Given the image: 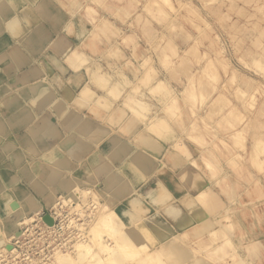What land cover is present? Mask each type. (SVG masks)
<instances>
[{"label":"rangeland","instance_id":"rangeland-1","mask_svg":"<svg viewBox=\"0 0 264 264\" xmlns=\"http://www.w3.org/2000/svg\"><path fill=\"white\" fill-rule=\"evenodd\" d=\"M86 1H83V4H90L91 1L94 0ZM100 1H98V4L106 9L107 6L103 5L104 3ZM157 1L158 0H115L117 5L115 8L118 9L120 6V8H122L121 10L127 8L128 14L124 17L121 14H117L119 11L115 10V15L117 16L114 15V20H109L110 18L108 19L107 16H102L101 21L105 23L103 25L101 22L100 24H102L103 27L101 29L97 28V30H100L101 34L105 35L108 41L109 39L113 40L111 43L109 42V44L101 43L99 45L102 51H104L102 55L104 58H108V60L99 59L96 66L98 65L99 72H102L105 76L107 75L111 80L110 82L108 81L110 85H107V88L104 82L90 81L89 86H96L103 91L98 93L99 99H101L100 102L102 103L106 100H110L109 89L117 87V83H119L120 86H127L123 96L118 100H114L115 104L119 105V108L115 107L114 110L111 111V114L118 112L123 115L119 120L120 122L114 121V123L125 127L131 117L134 116L130 104H134V100H136L137 97L140 98L138 94L141 93L143 97L149 99L152 109V113L149 114L150 118L145 120H143L144 118L140 119L139 121H144V123H141L140 129L133 132L136 133L139 139L142 138V135H151L152 133L163 140L161 134H159L161 130L165 128L171 129L172 133H174V137L177 139L176 142L174 140L171 144L173 146V151L181 155L184 159L185 157L187 158V156L189 158L193 157L190 156L189 152L192 147L191 143H194L196 147L204 148L213 145L215 149H210V152L206 150L207 153L205 158L208 159V162L215 165L214 168H210L205 158L202 156L197 157V154L196 161L198 166L196 168H198L201 173L205 171L206 174L204 176L210 179L208 182L211 183L216 181L213 189H216L217 193H219V189H222V193H224V191L227 194L230 192L229 195L232 196V198L229 200L232 201L229 202L226 197H224L225 200H223L227 202V208L235 214V210L231 208L238 203V194L235 191L236 182H238L236 181V175L239 182L247 181L249 184L253 183L259 186V189L260 187L262 188L260 179L255 178L256 180L254 179V181H252V175L247 173L248 168L246 165L247 162H249V164L258 171L260 176H264V155L258 150L256 145L258 140L264 141V0H171L170 6L163 5L159 1L158 4H155ZM74 2L76 1L72 0L71 4H74ZM122 5L125 6V8ZM84 7V10H87L86 6ZM172 10H175V12ZM115 19H117V21H115ZM108 21H111V23ZM107 26L109 28L113 26V29H117V31L114 32V30H112L111 32H113V34H109L106 32L108 31ZM97 30L94 29V33L89 31V37L96 34ZM74 45L82 55L86 56L83 49L81 50L76 44ZM90 67L95 69L93 61ZM242 92L246 93L242 94V96L240 94ZM80 93L81 92H79L78 95H80ZM195 93L199 96L202 94L204 96L198 97L197 100L195 99L196 101H194L191 94ZM250 93L253 94L251 97L249 96L251 95ZM77 99L80 100L79 97ZM83 99L84 98H82V100ZM87 106L90 110H94L91 104H87ZM154 112L157 113L154 114ZM176 113L177 117H175ZM152 115H157L155 120L146 124L145 122L151 120ZM124 118L126 119L123 121ZM98 128L102 130L101 127ZM154 130H156L157 133H154ZM194 134H196V136H194V138H196V143L194 142L195 139L192 137ZM199 136H201V144L203 146L198 144L200 142ZM190 137L193 139L191 140ZM92 139H94V137L91 138V140ZM229 141L230 145H228ZM168 143H171V141L168 140ZM217 146L218 148H216ZM193 148L191 150H193ZM239 151L240 154H238ZM231 155L235 157L229 160L228 157ZM222 156H225L223 160L220 158ZM131 161L134 165L140 167L137 158H131ZM144 163L150 165L149 162ZM156 163L158 164V162ZM237 163L240 165L238 166ZM154 165L155 164L152 163L149 167L146 166L144 170L148 171L152 166L154 167ZM162 166H165V164L163 163ZM203 167H205L206 170ZM245 172L247 175H245ZM247 176L248 180L246 178ZM199 182V177L196 176L195 186H197V189L201 187L203 183ZM73 185L74 189L78 188V191L80 190L82 194H84L80 199L83 200L85 204L83 201L81 203V200L77 198V200H73V204L71 201L64 204L62 214L56 218V228L58 232H52L51 239H45V237L47 238L49 235L46 234L47 229L43 228L42 221H35L30 231L24 232L18 238H15L16 240L11 237L8 241L11 243L13 250L10 254L5 255L12 261L11 263L49 264L52 262L56 264L54 254L60 248L65 249L66 247L64 244L68 246L67 250L69 249V251H65V253H73L72 246L75 242L71 240L65 242L63 240L68 236V231H73L68 224L70 220L73 219L74 224L71 226L78 232H81L78 223L86 222V219H89L90 215H88V213L87 215L85 214V216L84 214H82V216L79 215L77 213L78 207L80 209L83 205L90 204L91 202V205L88 206H93L94 214L96 212L98 213V215L95 214V218L97 216L100 217V215L105 216L107 212L112 215V213L116 211L117 214L114 218L119 220L121 226L125 227L128 225V227L125 228H136L137 230H135L137 232L141 231L144 233L142 227L143 224L146 223L147 218L142 217V214H137L138 216L133 220L135 221L133 224H129L131 222L126 218V215L135 213V209L129 206V202V208H122L119 212L116 206L113 208L112 205L114 202L110 199V195L108 197V192L102 193L100 189L97 188L96 184L91 186L86 183L75 182ZM197 192L195 195H197ZM92 193H94V195ZM15 194L17 198H15L16 196L13 193L12 196L18 199L16 191ZM104 196H107L108 199L101 203L100 199ZM158 196L167 200L170 197L167 192L158 194ZM197 196H201L199 201L202 203V195L200 194ZM179 202L181 201L179 200ZM172 203L175 202H170L169 204ZM103 204L110 207L109 211H105V206ZM41 205L43 208V215L53 214L55 212L51 207L52 203L47 206L46 204ZM75 205L81 206L75 207ZM94 205L96 206L94 207ZM178 205L181 206V203ZM73 206L74 211L72 210ZM111 207L113 208L112 210ZM223 207L210 209L208 212H222ZM86 209L87 208H85V210ZM140 209L142 210L143 208ZM71 210L73 212H70ZM104 211L106 213H104ZM109 213H107V215H110ZM19 217L20 216L16 217L17 220ZM160 217L163 218H160L161 220L159 221H162L164 226L173 230V226H171L173 223L172 219L167 217L165 213H162ZM1 218L0 242H3V246H5L6 249L5 251H0V254L7 251L9 245L6 241V237L8 233L10 234L13 231L7 220H5L4 217ZM16 218H14V220H16ZM92 219L94 218H91L89 223L93 222ZM221 220H223V223H226L229 221V217L226 218V216H222ZM140 225L142 226L140 227L142 230H138ZM5 226H7V231ZM124 231L126 230H122L123 234ZM1 233L4 236L1 235ZM192 235L194 234H192L191 231L182 235L181 240L183 244L191 246L193 243L191 241ZM54 236L55 239H53ZM232 240L233 243H235V240ZM154 242H152V246L155 244ZM136 245L142 246L143 242H138ZM53 246L54 248H52ZM196 247L198 248V245H196ZM164 249L167 248L164 246ZM151 250L152 248L142 251L141 248L133 252L135 253L134 256H126V258H124L125 252L123 253L121 251L124 257L123 255L121 256L125 260L130 261L129 264H135L134 262H137L140 257H142V259H140L142 261L143 256L150 257L149 255L151 254L149 253ZM155 252L156 251L152 252L153 258L151 257V261L155 260L154 256L158 258V256L161 255L159 252ZM146 253L149 255H146ZM236 253L234 255L236 258L234 259L233 257L230 263L220 260L212 262L209 258L212 257V254H210L208 250L196 252V255L199 256V262L205 264H253L250 253L244 251V249L238 248ZM170 255H168L169 257L167 256L169 259L171 258ZM148 257L145 258L147 259L146 262L150 261V259L148 261ZM166 258H163L164 262L166 264H171L170 261H173V259L167 260ZM71 259L73 261V258ZM138 262L136 264H141V261ZM144 262L145 260L142 264H144ZM69 263L71 264L70 261ZM73 263L76 264L74 261Z\"/></svg>","mask_w":264,"mask_h":264},{"label":"crops","instance_id":"crops-1","mask_svg":"<svg viewBox=\"0 0 264 264\" xmlns=\"http://www.w3.org/2000/svg\"><path fill=\"white\" fill-rule=\"evenodd\" d=\"M12 1L16 5V12H14L15 9L11 10L13 13L37 16L40 23L33 26L25 24V30L18 36L8 28H5L0 35V189L8 188L16 196L10 188L11 181L4 175V169L14 173L17 176L18 184L25 187L40 200L41 204H46V206L53 202L52 195L66 193L75 182L91 186L96 184L102 193L110 194V199L116 203L115 206L119 212L122 208H129L126 196H129L128 194L133 190L141 202L140 208L143 206L147 215L155 214V217L151 219H156V217L163 218L158 216L162 213L161 208H164L162 206L165 203L151 202L150 192L165 191L170 195L167 202H176L177 204V201L179 202L185 193L193 195L197 192L196 176L199 177V183L203 182L202 185L210 181L204 176L205 171L201 173L195 166L187 165L185 171H180L184 167V160L179 156L182 163L176 165L177 159L175 160L173 156L177 154L169 156L168 149L173 148L169 147V144L157 135H150L151 141H154V149L153 146L146 144L145 140L142 142L141 139L140 141L136 133L128 132L125 126L115 124L110 120V118H114V113L110 115L109 109L111 108L109 106L106 111H102L100 108L91 111L87 103L84 106L75 100L83 82L87 81L86 73L84 69L72 70L52 50L50 41L61 34L81 50L83 49L87 56L97 58L102 52L99 45L101 43L109 44L113 40L109 39L108 41L100 30H97V33L91 35L90 38H87L89 35L86 37L77 34V21L83 19L86 23L89 22L83 15L86 11L82 7L73 8L72 0H55L57 9L62 12L63 16L62 24H60V22L53 23L49 19L47 12L50 9V4L38 5V1L35 0ZM98 1L100 0L91 1L90 4L100 15L114 20L115 7H117L115 0L100 1L104 3L103 5L110 7L109 11L102 8ZM2 22L4 26V21ZM108 22L111 23V21ZM67 24L75 29L74 34L65 32L63 26ZM87 25L89 24L87 23ZM102 27L101 24L98 29ZM107 29V33L113 34L111 32L113 26L107 27ZM35 36L42 38L41 46L40 44L38 46L29 44L28 37ZM1 38L4 39L1 40ZM87 43L88 45H86ZM92 49L97 52L93 53ZM4 57L6 58L4 59ZM105 59L108 60V58ZM94 66L96 68V65ZM90 69L92 72L93 67ZM37 85H42L49 95H43L41 99L28 96L27 89ZM125 87L127 86L125 85ZM90 88L96 94L103 92L93 85ZM56 98H60L61 108L55 106ZM18 112H23L27 119L17 121L15 114ZM98 127L106 130V134L99 138L89 139L88 132ZM72 133L79 136L81 141L70 143L68 136H72ZM157 147L160 150H157ZM193 147L196 148L192 144L191 149ZM135 148L148 153L158 160V164L155 162L154 167L152 166L148 171L134 165L130 153ZM191 149L190 155L196 156L197 154L198 156V151L194 152ZM116 151L122 153L115 156ZM163 163L165 166H162ZM246 166L247 173L252 175V181L259 178L262 188L259 189V186L253 183L249 184L247 181L239 182L236 175V181H238L235 188L238 194L237 202L241 205L240 208L253 211L249 219L255 228V230L252 228L253 240L258 239L264 244V228L261 227L264 225V176H260L249 162ZM203 168L206 170L205 167ZM245 175H247L246 172ZM113 177L116 179L111 182ZM246 178L248 180V176ZM107 182L108 184H106ZM121 185L125 186V194L121 196L114 194L112 187L119 188ZM219 190L222 194V189ZM197 209L199 214L206 213L200 206H197ZM4 216V207L0 202V217ZM5 229L7 231V226ZM262 262L264 264V259Z\"/></svg>","mask_w":264,"mask_h":264},{"label":"bare ground","instance_id":"bare-ground-1","mask_svg":"<svg viewBox=\"0 0 264 264\" xmlns=\"http://www.w3.org/2000/svg\"><path fill=\"white\" fill-rule=\"evenodd\" d=\"M0 1H1V3H0V35H1V33L4 32L5 28H8L13 33H16L18 36V34H21L22 31L25 30V24L28 26H33V25H37L40 23L38 21L39 19L37 18V16L32 17V15L29 16L26 13H22L20 15L13 13L12 11H14V10H12V9H15L16 5L12 0H3V2H2V0H0ZM35 1H38L37 2L38 5H41L43 3L50 4V9H48V12H47L49 14V19L53 23L60 22V24H62V21H63L62 20L63 16L61 15L62 12L59 9H57L55 0H35ZM75 1L76 2H74V4H72L73 8L74 7L75 8L82 7L83 10L85 9L84 6H86V8H87V10H85L86 12H84L83 15L89 21V22H87L89 25H87L86 21H84L83 19L78 20L77 21L78 22V26H77L78 31L76 29V32L78 35L87 37V35H89L88 34L89 31H92V33H94V29L97 30L99 24L102 22V24L104 25L105 22L103 23V21H101L102 15H100L98 13V11L91 4H89V3L83 4V1H86V0H75ZM158 1L160 3H162L163 5H169L170 6V4H171V0H158ZM158 1L155 4H158ZM120 7L118 9L115 8L116 11H119V13H117V14H121L125 17V15L128 14V12H127L128 10H126L127 8L125 10L124 9L121 10L122 8H120ZM123 7L125 8V6H123ZM168 8H170V7H168ZM106 9H107V11H109L110 7L107 6ZM172 11L175 12V10H172ZM14 12H16V9ZM114 15H115V13H114ZM115 16H117V15H115ZM97 20H98V22H97ZM2 21H4L5 27L3 26ZM63 28H64L65 32H68V33L73 32V34L75 33V29L71 28V26H69L68 24L64 25ZM113 30H114V32L117 31V29H113ZM87 38H90V37H87ZM2 39H4V38H1V40ZM28 41H29V44H34L35 46H38L40 44V46H41V41H43V40H42V38L35 36L33 38L28 37ZM42 43H44V42H42ZM49 44H50V47L52 48V50L55 53H57L72 70L78 71L80 69H84L86 76H87V81L83 82L84 84H82L83 86L80 90L81 93H80V95L77 94V97L75 99L77 102H79V104H83V105H85L86 103L89 105L91 104V107L94 110L97 108H100V110H102V111L108 110V106H109L111 108V109H109L110 114H111V111L114 110L115 107L119 108V105H116L114 100H118L123 96V94L126 91L125 85L120 86V84L117 83L118 84L117 87L110 88L109 89L110 100H106L104 103L100 102L101 99H99L100 98L99 95L96 94L95 92H93L89 86L90 81L102 82V83L104 82L106 85V88H107V85L108 86L110 85L109 82L111 79L108 78V76L103 75L102 72L98 71V65L96 66L95 70L94 69L92 70V72L90 69L92 61L94 62V65H96L99 62L98 61L99 58L101 60H106L104 58V56L102 55L104 51H102L101 54L97 58L89 57V56H87V54H86V56H84L75 48V45L67 37H64L61 34H58L56 36V38H54L53 40L50 41ZM86 45H88V43ZM34 51H36V50H34ZM91 51L93 53L97 52L94 49H92ZM5 58L6 57H4V59ZM136 83H138V82H136ZM133 88H135V87H133ZM19 93H21V92H19ZM26 93L30 97H33V98L38 97L40 99H41V97H43V95L48 94V92H45L42 85L29 87L27 89ZM129 93H131V92H129ZM244 93H246V92H244ZM244 93L242 92L240 94L242 95ZM138 95H140V98L137 97V99L134 100V104H132V103L130 104V107L132 108V110L134 112V116L131 117V119L129 120L127 125L125 124L126 125V127H125L126 131H128V132H134V131L136 132L138 129H140V125H141V123H144V121H139V120L143 119V118H144L143 120L149 119L150 118L149 114L152 113L151 103L149 102V99L147 97H143V95H141V93ZM252 95L253 94H251L249 96L251 97ZM135 96H136V93H135ZM191 96H192V99H194V101H196L198 97H203L204 95L202 94L201 96H199L198 94L195 93V94H191ZM78 97L80 98V100L77 99ZM82 98H84L83 99L84 101L82 100ZM56 99L57 100L55 102V106L57 108H61L62 106H61V103L59 100L60 98H56ZM9 104H11V103H9ZM96 104H98V106H96ZM165 106H167V105H165ZM70 107H72V106H70ZM167 110H168V108H167ZM133 112H132V114H133ZM156 113L154 112V114H156ZM171 113H173V112H171ZM115 114H114V118L112 116H111L112 118H110V120H112L113 122L119 121L123 117V115H121L118 112ZM111 115H113V114H111ZM153 116L154 115H152L151 120H149V121L147 120L148 122L146 121L145 123L148 124L150 121L155 120L157 115H155L154 117ZM175 117H177V113L175 114ZM15 118L17 119V121H24L25 119H27L24 116L23 112L16 113ZM126 118H124L123 121ZM61 121H65V120H61ZM72 127H73V125H72ZM88 133H89L88 138L91 139L93 137L94 138L101 137L103 134H106V131L103 129L101 130L100 128H96L94 130H90ZM154 133H157V131L154 130ZM42 134H45V133H42ZM72 134H71L72 136H68V141L70 143H75L77 141H81V140H79V139H81V138H79V136H77L74 133H72ZM159 134H161L163 140L166 141L167 143H168V140H170L171 143H168L169 147L173 148V146L171 144L174 142V140L176 142L177 139H176V137H174V133H172V130L165 128V129L161 130V132ZM194 136H196V134H194L192 137L194 138ZM186 137H187V135H186ZM199 137H200L199 138L200 142L199 143L197 142V143L200 145L202 143L201 142L202 140H201V136H199ZM141 139H142V142L145 140L146 144L153 146V148H154V145H153L154 141H151L150 135H142ZM141 139H140V141H141ZM190 139H191V137H190ZM194 139H195L194 142L196 143V138H194ZM232 139H235V138H232ZM197 140H198V138H197ZM184 144H186V143H184ZM224 144H225V141H224ZM193 145H195V144L193 143ZM215 145H217V144H215ZM228 145H230V141H229ZM256 145H257L258 150H260L261 153H263V155H264V141L258 140ZM177 147H178V145H177ZM213 148H214L213 145L212 146L209 145V147H207V148L197 146L196 148H193V151L194 152L198 151L197 157L202 156L203 158H205L207 151H209L210 149H213ZM216 148H218V146ZM85 149H86V147H85ZM181 149H182V147H181ZM157 150H160V148L157 147ZM121 153L116 151L115 156H119ZM174 153H176V152L173 151V149H172V151H171V149H168L169 156H172V154H174ZM238 154H240V151ZM130 155H131V158H134V159L137 158L138 165L143 169L146 168V166L149 167L150 165H152V163L155 164V162H158V160H156L155 158L151 157L148 153H146L143 150H140L138 148H135L132 151V153H130ZM179 156L181 157V155H178V154L176 156H173V158L175 160L177 159L176 165L182 163V160H181L182 157L179 158ZM197 157L193 156L191 158H189V157H187V158L185 157V159L182 158L184 160V165H183L184 167H182L180 171H185V167H188L187 165H189V167H193V166L197 167L198 166V163L196 161ZM223 157H225V156L220 157L221 160H223ZM233 157H235V156H233ZM233 157L231 155L228 158H229V160H232ZM171 159H172V157H171ZM171 159H170V161H171ZM205 160L207 161V164L210 168H214L215 165L213 163L208 162L207 158H205ZM144 162H149L150 165H148V163H144ZM237 165L239 166L240 164L237 163ZM186 171H187V168H186ZM4 175H6V177H8V179L11 181V187L10 188H12V190L14 192L16 191V193L18 195V199H15L16 197L14 198L12 196V193L10 192V190L8 188H1L0 189V202L3 205L4 211H5L4 218H5V220H7V222L11 226V229L13 230L10 234L8 233V236L6 237V241H7L9 246H8L7 251L5 253L0 254V262H1V264H16V262L11 263L12 261H10L8 259V257L5 256L7 254H10L13 250L11 243L8 240H10L11 237H13L12 239L18 238L24 232L25 233L29 232L31 226L33 227V223L35 221H42L43 228L47 229L46 234L49 235V237H47V238L45 237V239H51L52 238V232H54V233L58 232V229L56 228L57 227L56 218H57V216L62 214V208H63L64 204L68 201H71V203L73 204V200H77V199L81 200L80 198L84 194H82V191H80V190L78 191V188L74 189V185H72L71 189H69L66 193L62 192V194L59 193L60 195H52L54 198H53V202H52L51 207L55 210V212L53 214L52 213L46 214L51 218V221L50 220L46 221L44 219V217L46 215L42 214L43 208H42L40 201L34 195H32L26 188H23V186L21 184H18L17 176L14 173H12L11 171L6 169L4 172ZM115 179L116 178L113 177L111 179V182H113ZM106 184H108V182ZM214 184H216V181L211 182V183L206 182L205 185H202L201 187H199L197 189V191H198L197 195H200V194L202 195V198H203L202 203H201V201H199V198L201 196L198 197L195 194L192 195V194H186L185 193V195L182 196L181 199H179L181 202L177 201V205H176V202L169 204L167 202V199L158 196V194H162L165 191L160 190L157 192H155V191L150 192L149 198H150L151 202L161 203V204L165 203L162 206L164 208L163 209L161 208V210H162V213H165L167 215V217H170L172 219L173 223L171 224V226H173V228H172L173 230H171L167 226H164L162 221L161 222L159 221V220H161L160 218L156 217V219L155 218L151 219V218L155 217V214H151V215L145 214L146 209L143 206H142L143 209L142 210L140 209L141 202L138 199V197L134 194L133 190H131L132 192L130 191V193L128 194L129 196H126V198L128 199L127 201L129 202V206L135 209L134 210L135 213L126 215V218L129 219L128 220L129 222H131L129 224L135 223V221H133V220L136 218V216H138L137 214H139V215L142 214L143 215L142 217L147 218L146 223L143 224V227L140 225L139 229H138V230L143 229L144 233H142L141 231L137 232L136 228H135L136 230L134 228L132 229L130 227L125 228V227H128V225L125 227L121 226L119 220L114 218L117 214L116 211H114L112 213V215L109 212H107L110 209L109 206H105L103 204L105 206V211L107 213H109L110 215H107V213L104 211V213H106L105 216L100 215V217L97 216L95 218L94 217L95 214L98 215V213L96 212L94 214L93 206L92 207L88 206V205H91L92 202L90 204L83 205L82 207H80V209L78 206H81L82 204L81 205H75V207L76 206L78 207L77 213L81 216H82V214H84V216H85V214L87 215V213H88V215H90L89 219H86V222L78 223V225L80 227L79 230L81 232H78L77 230L74 229V227L71 226L74 224V221H73V219L70 220V223L68 224V226L73 231H68V233H67L68 236L65 237L63 240L65 242H68V240L75 242L74 245L72 246V249H73L72 252L73 253H70V254L65 253V251L67 252V251H69V249L67 250L68 246L66 244H64V246L66 248L65 249L60 248L59 250H57L54 254V260H55L56 264H70L69 261L71 262V264H74L73 261L76 264H129L130 261L124 259V258H126V256L127 257L128 256H134L135 253H133V252L138 250V249H141V248H142V251L143 250L146 251L149 248H152V250L149 253L151 255L146 253V255L148 254L150 256V257L147 256L148 261L150 259L149 262H146L147 259H145V258H147V257L143 256V261L145 260V262H146V263L144 262V264H166L164 262L163 258L164 257L166 258L170 254H172V255H170V257L174 261V263H173V261H170L171 264L172 263L173 264H205L202 262L200 263L199 262L200 261L199 256L196 255V252H199L201 250H208L209 253L212 254V257H209L212 262L213 261L217 262V260L218 261L220 260V261H225L226 263L227 262L230 263V261L233 260L232 258L234 257L238 248H241V249H244V251L250 253V258H251V261H253L252 262L253 264H258V263L263 264L262 261L264 259L263 258L264 257V244L262 242H260V240H258V239L253 240L254 236H253L252 230L253 229L255 230V228L249 222V219L251 218L250 216L253 213V211H250V210L246 211L245 209L240 208L241 205L239 203H236L231 208V209L235 210V214L233 211H232L233 212V214H232L231 210L229 208H227V202L224 201L225 200L224 197H226L227 200L232 198V196L229 195L230 192L228 194L225 193V191L222 194H220V192L217 193L216 189H213ZM112 189H113V193L116 195L118 194L119 196H121V195L125 194L124 193L125 186H123V185H121L119 188L112 187ZM92 191H93V189H92ZM96 192H97V190H96ZM85 194H86V192H85ZM92 194L94 195V193H92ZM107 195L109 197L110 194L107 193ZM89 197H91V196H89ZM108 197L104 196L102 199H100V202L103 203V201L108 199ZM82 201L83 200H81V203H82ZM231 201L232 200H229V202H231ZM14 203H16V205L13 207L12 205ZM83 203H84V201H83ZM179 203H181V206L178 205ZM72 204H71V206H72ZM115 205H116L115 203L112 205L113 208L115 207ZM95 206L96 205H94V207ZM197 206L204 208V211L206 213L199 214L200 212L196 211V210H198ZM84 207L87 209L85 210ZM220 207H223L222 212H218V213H215V212L209 213L208 212V210H210V209H215V208L218 209ZM113 208L111 207V210ZM73 209H74V206H73L72 210ZM72 210L70 212L74 211V210L73 211ZM75 210H76V208H75ZM156 212L159 214L158 211H156ZM162 213H160V215ZM160 215L158 217H160ZM13 216H14V218H16L18 216H20V217L18 220H17V218H16V220H14ZM222 216L223 217L226 216V218L229 217V221H227L226 223H223V220H221ZM91 218H94V219H92L93 222L89 223L91 221L90 220ZM1 219L2 218L0 217V221H1ZM5 220H3V221H5ZM255 224H256V222H255ZM87 225H88V228H87ZM140 227H142V229H140ZM231 227H233V228H231ZM261 227L264 228V225ZM261 227H260V229L262 230ZM122 230H126V231H124V234L122 233ZM110 231H111V233H110ZM190 231L192 232V234H194V235H192V238H191V241L193 243L191 244V246H186L185 244H183V241L181 240V236L185 235L187 232H190ZM1 235H3V234L1 233ZM53 239H55V236ZM206 239L209 241H207ZM232 239L235 240V243H233ZM138 242H143V245L142 246L136 245V243H138ZM152 242L155 243L153 246H152ZM196 245H198V248L196 247ZM164 246L167 249H164ZM5 249H6V247L3 246V242L1 241L0 242V251H2V250L5 251ZM121 251L123 253L125 252L124 253L125 257H124L123 253L121 254ZM153 251L159 252L161 255L159 254L160 256H158V258L156 256H154L155 260L151 261L152 260L151 257L153 258V256H152ZM121 255H123L124 258H122ZM144 255H145V252H144ZM168 257L166 258L167 260L169 259ZM71 258H73V261ZM74 258H76V259H74ZM171 258L169 260H171ZM235 258L236 257H234V259ZM140 259H142V257H140ZM140 259H138V260L136 259V260H137V262L141 261V264H142L143 261ZM137 262L135 261L134 263L136 264ZM49 264H55V263L51 262ZM216 264H218V263H216Z\"/></svg>","mask_w":264,"mask_h":264},{"label":"water","instance_id":"water-1","mask_svg":"<svg viewBox=\"0 0 264 264\" xmlns=\"http://www.w3.org/2000/svg\"><path fill=\"white\" fill-rule=\"evenodd\" d=\"M16 205V203H14L12 206L14 207ZM44 219L47 221V220H50L51 221V218L48 216V215H46L45 217H44Z\"/></svg>","mask_w":264,"mask_h":264},{"label":"built area","instance_id":"built-area-1","mask_svg":"<svg viewBox=\"0 0 264 264\" xmlns=\"http://www.w3.org/2000/svg\"><path fill=\"white\" fill-rule=\"evenodd\" d=\"M58 223H59V220H58ZM52 248H54V246Z\"/></svg>","mask_w":264,"mask_h":264}]
</instances>
